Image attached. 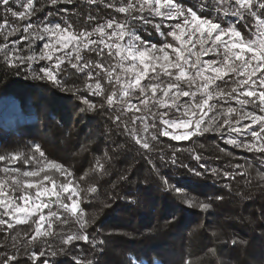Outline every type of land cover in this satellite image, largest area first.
<instances>
[{
    "label": "trees",
    "instance_id": "trees-1",
    "mask_svg": "<svg viewBox=\"0 0 264 264\" xmlns=\"http://www.w3.org/2000/svg\"><path fill=\"white\" fill-rule=\"evenodd\" d=\"M181 1L185 7L199 9L198 14L223 25L227 24L226 17L233 18L246 37L256 23L253 17L241 19L232 15L228 7L231 0L224 5L226 15L223 10L209 11L219 0ZM111 2L72 0L51 5L48 0H34L36 8L43 5L42 10L23 20L5 14L0 4V25L5 19L8 21L7 26L0 27V48L7 45L11 54L16 46L24 56H29L32 48H41L42 41L35 33L44 24H71L73 30L80 32L113 18L123 20L124 14L106 6ZM23 3L26 0L11 6L15 11H25ZM148 19L152 24L129 21L147 40L158 37L154 29L158 19ZM29 24L40 27L25 31ZM14 26L19 31L5 39ZM82 54L94 62L100 60L95 52ZM55 57L53 61L37 59L10 67L0 51V156L10 158L20 153L27 158L39 145L45 153L44 161H54L71 171L73 185L79 186L80 207L89 223L82 230L70 212L60 209L61 220L53 221L54 235L31 243L36 228L33 221L38 216L27 224H13L10 229L0 225V264L13 256L16 259L9 260V264H43L44 260L48 264H264V153L228 144L226 130L209 131L190 140L158 135L153 141L151 136L157 134V129L163 130L162 122H152L157 128L142 135L143 124L136 119L139 113L122 111L119 106L109 108L105 97L112 85L103 73L97 78L105 88L104 96L93 95L85 85L95 80H88L86 72H77L67 61L61 66L64 71L58 74V84L38 78L42 75L40 69L51 66ZM101 62L106 67L112 62L107 50ZM97 71L100 70L93 69L94 76ZM85 99L96 107L90 108ZM221 103L225 107H240L235 100ZM102 104L105 106L101 107ZM245 110L261 113L254 104L245 106ZM21 114L33 118L18 123ZM116 116H120L119 121ZM139 137L149 140L151 150L136 143ZM97 161L102 169L97 168ZM36 166L35 162L25 164L23 160L11 164L0 161V181H7L5 190L11 197L22 194L13 191L15 185L9 187L12 177L27 179L20 173ZM5 168L9 171L5 172ZM224 172L232 176L225 177ZM47 174L57 186L67 182L55 169H48ZM44 183L51 187L49 181ZM91 187L97 191L90 193ZM174 187L182 192L178 194ZM34 191L29 190L32 194ZM64 200L70 203L66 196ZM189 200L193 201L191 205ZM16 203L22 201L17 199ZM201 203L210 207L202 209ZM52 210H57L55 204ZM43 211L47 214L49 209ZM84 231L89 235V243H62L67 236ZM41 251L45 255L34 260L32 254Z\"/></svg>",
    "mask_w": 264,
    "mask_h": 264
},
{
    "label": "snow or ice",
    "instance_id": "snow-or-ice-1",
    "mask_svg": "<svg viewBox=\"0 0 264 264\" xmlns=\"http://www.w3.org/2000/svg\"><path fill=\"white\" fill-rule=\"evenodd\" d=\"M13 2L19 0H0L5 14L10 13L12 17L21 20L35 15L43 8V5L41 8H36L34 0H26V3L22 4L25 11L18 12L11 6ZM63 2L71 3L72 0H48L51 5ZM89 2L96 3L97 0H89ZM226 3L227 0H219L218 5L209 8V11L223 10L226 15L227 8L224 7ZM106 6L124 14V19L113 18L98 24L90 31L80 32L73 30L71 24L63 27L60 23L44 24L40 31L35 33L37 39L48 37L38 57L20 56L17 54L19 50H13L9 54L7 45L0 48V51L4 52V59L10 67L37 59L53 61L54 53H65L56 56L51 66L42 67L40 69L42 75L38 78L58 84V74L64 71L61 66L67 61L77 72H86L88 80H95L94 85L87 83L85 85L93 95H105V88L97 78L103 73V78L112 85L111 92L105 97V104L109 108L119 106L122 111L135 110L146 113L153 118H159L165 126L163 130L157 129V134L151 136L153 141L158 135L170 136L175 140H190L193 136L209 131L223 133L226 130L230 137L227 140L228 144L248 151L264 153V114L257 115L255 112L245 110V106L254 104L259 107L261 113H264V71H262L264 70V18H262L264 0H231L228 4L232 15L241 19L247 17L256 19L249 37H246L238 26L222 25L218 20L214 21L209 16L198 14L199 9L185 7L179 0H112ZM202 7L208 6L202 5ZM148 16L160 18V23L154 25L155 31L165 37L160 44L144 40L134 26L129 24L130 20L143 21L146 25L152 24ZM89 19L93 18L89 17ZM165 20L175 21L167 25V31L164 30ZM7 24L8 21L5 19L0 27H5ZM33 27L40 26L29 24L24 30L28 31ZM17 31L19 27L14 26L5 34V39ZM93 37L97 38L93 39ZM167 37H171L172 42H168ZM105 50L107 57L112 61L107 63V67L105 62H101L104 60ZM92 52H95L100 60L94 62L92 59H86L82 54ZM212 53L218 58L207 60L202 58ZM93 69L100 71L95 72L94 76ZM136 93H138L136 98L139 100V106L130 102ZM230 100H235L240 107L236 108L231 104L225 107L221 103ZM84 102L90 108L96 107L87 99ZM154 108L157 110L153 111ZM136 119L143 122L145 116L141 115ZM116 120L119 121L120 116H116ZM245 120L249 123H242ZM149 127L157 128V125L145 124L143 130L147 132ZM170 129H183V131L176 134ZM249 136L251 140L247 139ZM136 143L146 150L152 148L149 140L144 137L137 138ZM44 157L45 153L39 145L34 146L33 154L27 158L20 153L12 154L10 158L0 156V161L7 160L10 164L23 160L25 164L35 162L37 165L33 170L20 173L27 179L12 177V184L9 187L15 185L13 191L22 193L18 198L11 197L4 191L7 181H0V197H4L0 199V207L4 208V215H10L17 224H27L32 217L38 216V219L33 221L36 224L35 234L29 243L42 236L54 235L53 221L61 220L60 209L70 212L82 230L86 229L89 223L85 218L84 210L80 207L79 186L73 185V179L70 178L71 171L54 161H44L42 159ZM97 168H103L99 161ZM48 169L59 171L67 178V182L57 186L47 174ZM4 171L7 172L9 169L5 168ZM15 171L19 172V169ZM212 171L216 173L217 170L212 169ZM224 176L229 177L232 174L224 172ZM45 181H49L51 187L46 185ZM29 190H35L34 195ZM173 190L178 194L182 192L179 187H174ZM88 191L94 193L97 189L91 187ZM65 196L70 203H65ZM45 197L48 198L47 201ZM17 199L22 203L17 204ZM187 202L190 205L193 203L191 200ZM53 204L56 205L57 210H52ZM199 207L205 209L210 205L201 203ZM44 209H49L47 214H44ZM45 224H47L46 229ZM0 225H7L9 229L14 227L4 219H0ZM74 240L90 242L89 235L84 231L83 234L67 236L62 243L69 244ZM232 243L235 244L236 241ZM44 255L43 251L33 253L32 258L35 260ZM51 255L55 256L56 253L52 252ZM14 259H16L14 256L9 257L3 264H9V260ZM43 264H48V261L44 260Z\"/></svg>",
    "mask_w": 264,
    "mask_h": 264
},
{
    "label": "rangeland",
    "instance_id": "rangeland-1",
    "mask_svg": "<svg viewBox=\"0 0 264 264\" xmlns=\"http://www.w3.org/2000/svg\"><path fill=\"white\" fill-rule=\"evenodd\" d=\"M179 2L182 3L181 0H179ZM153 18H157V17H153ZM262 18H264V17H262ZM157 19H158V20H157V23H160V18H157ZM226 19H227V24H226V25H233V26H235V20H234L233 18H231V17H226ZM55 23H57V22H53V23H51V24H55ZM163 23H164V25H165L164 30L167 31V30H168V29H167V25L172 24V23H175V21H167V20H165ZM222 25H223V24H222ZM135 30L137 31L136 28H135ZM137 32H138V31H137ZM138 34L141 35L142 38H143L144 40H146V41H150V42H153V43H157V44H160L161 42H163V41L165 40V37L160 36L159 34H158V37H157V38H154V39H148V40L145 39V38L143 37V35L140 34L139 32H138ZM159 39H160V40H159ZM40 40L42 41V44H41V48H40V50H36V49L32 48V49L29 51V55H36L37 57L39 56L41 50L43 49L44 44H45V43L47 42V40H48V37H45L44 39H40ZM167 40H168V42H172V38H171V37H167ZM13 50H19V51L17 52V54L20 55V56H24V55L21 53L19 47L14 46V47H13ZM13 50H12V51H13ZM53 56H54V57L56 56L55 53H54ZM202 58L205 59V60H207V59H217L218 57H216L215 54L212 53V54H209L208 56H205V57H202ZM117 71H119V69H118ZM262 71H264V70H262ZM94 83H95V81H94V82H90L89 84H93V85H94ZM101 83H102V82H101ZM102 85H103V83H102ZM90 92H91V91H90ZM137 96H138V93L134 94V95L132 96L130 102H131L132 104H135V105H138V106H139V100L136 98ZM185 99H186V98H185ZM141 107H142V106H141ZM156 110H157V109H155V108L153 109V111H156ZM133 111H135V110H133ZM159 111H165V109H159ZM249 112H253V111H249ZM137 113H139V115H137V117H139V116H141V115H144V116H145V119H144L143 122H142L140 119H138L139 121L142 122V124H143V129H144V127H145V124H149V125H150V124H153L152 122H156V121L159 120V118H153L151 115H148V114H146V113H142V112H137ZM255 113H256L257 115L264 114V113H259V112H255ZM31 118H33V116L28 115V114H21L20 117H19L16 121L19 123V122H22V121L30 120ZM159 121H160V120H159ZM160 122H161V121H160ZM164 127H165V126H163V128H164ZM151 129H152V128L149 127V129H148L147 132H145V131L143 130L142 135L149 133ZM170 131L175 132L176 134H180V133L183 131V129H170ZM232 135H235V134H232ZM4 191H6L5 188H4ZM6 192H7V191H6ZM33 195H34V194H33ZM9 196H10V195H9ZM0 199H4V197H0ZM44 199H45V201L48 200L47 197H45ZM54 199H55V198L53 197V200H54ZM4 211H5L4 208H3V207H0V219H4V220L8 221V222L11 223V224H16V221H15L14 218H12L10 215H4V214H3ZM9 211H10V210H9ZM21 215H22V214H21ZM156 264H160V262L157 261Z\"/></svg>",
    "mask_w": 264,
    "mask_h": 264
}]
</instances>
